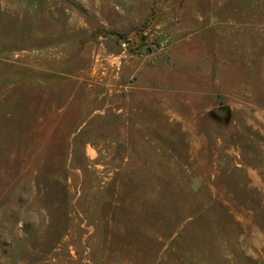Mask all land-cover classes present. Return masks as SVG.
Segmentation results:
<instances>
[{
	"label": "rangeland",
	"instance_id": "1",
	"mask_svg": "<svg viewBox=\"0 0 264 264\" xmlns=\"http://www.w3.org/2000/svg\"><path fill=\"white\" fill-rule=\"evenodd\" d=\"M0 264H264V0H0Z\"/></svg>",
	"mask_w": 264,
	"mask_h": 264
}]
</instances>
